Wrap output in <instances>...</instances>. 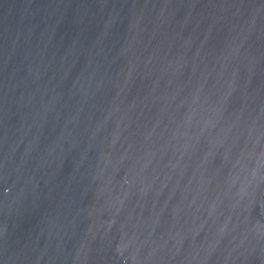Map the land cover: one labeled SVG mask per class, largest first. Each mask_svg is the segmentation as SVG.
Masks as SVG:
<instances>
[{
	"label": "water",
	"instance_id": "95a60500",
	"mask_svg": "<svg viewBox=\"0 0 264 264\" xmlns=\"http://www.w3.org/2000/svg\"><path fill=\"white\" fill-rule=\"evenodd\" d=\"M0 264H264V0H0Z\"/></svg>",
	"mask_w": 264,
	"mask_h": 264
}]
</instances>
